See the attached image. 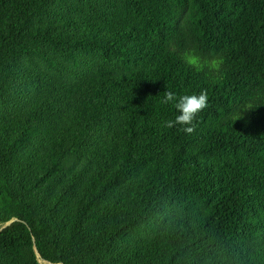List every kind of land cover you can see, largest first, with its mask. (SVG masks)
Instances as JSON below:
<instances>
[{
  "label": "trees",
  "instance_id": "trees-1",
  "mask_svg": "<svg viewBox=\"0 0 264 264\" xmlns=\"http://www.w3.org/2000/svg\"><path fill=\"white\" fill-rule=\"evenodd\" d=\"M0 264H264V0H0Z\"/></svg>",
  "mask_w": 264,
  "mask_h": 264
},
{
  "label": "clouds",
  "instance_id": "clouds-1",
  "mask_svg": "<svg viewBox=\"0 0 264 264\" xmlns=\"http://www.w3.org/2000/svg\"><path fill=\"white\" fill-rule=\"evenodd\" d=\"M211 66H216V61L213 60ZM164 93V104L172 103L177 109L178 115L174 120H166L162 123V126L167 129L175 128L179 125V131L188 135L195 133L196 131V119L197 116L208 106V94L207 90H202L199 94L182 95L177 96L171 90H167Z\"/></svg>",
  "mask_w": 264,
  "mask_h": 264
},
{
  "label": "rangeland",
  "instance_id": "rangeland-1",
  "mask_svg": "<svg viewBox=\"0 0 264 264\" xmlns=\"http://www.w3.org/2000/svg\"><path fill=\"white\" fill-rule=\"evenodd\" d=\"M2 227H4L5 225L4 224H1Z\"/></svg>",
  "mask_w": 264,
  "mask_h": 264
}]
</instances>
